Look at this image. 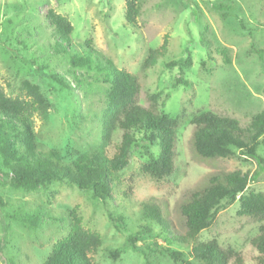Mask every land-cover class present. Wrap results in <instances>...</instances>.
<instances>
[{"label":"rangeland","instance_id":"1","mask_svg":"<svg viewBox=\"0 0 264 264\" xmlns=\"http://www.w3.org/2000/svg\"><path fill=\"white\" fill-rule=\"evenodd\" d=\"M131 1L135 13L129 22ZM50 12L71 27L70 54L89 43L99 57L136 77L142 106L154 104L159 113L177 120L174 170L162 179L141 172L150 155L158 156L159 146L137 138L126 168L111 179L105 202L61 181L15 188L8 175L26 170L27 163L10 152L22 151L20 143L12 142L10 150L0 153V264H45L73 218L100 236L101 245L91 255L95 264H174L156 245L186 254L193 245L212 240L239 253L242 264H264L251 245L261 222L242 215L239 202L224 205L189 246L168 244L160 226L143 216V203L161 202L170 231L182 234L179 206L220 171L248 173L253 178L243 194H264V168L256 159L235 151L202 161L191 147V121L197 115L220 114L244 127L264 111V0H0V86L7 96L38 101L41 114L27 120L36 153H54L58 166H70L95 149L112 157L121 132L113 131L103 143L110 83L55 51L56 37L46 18ZM163 43L165 55L143 69L148 52ZM181 59L183 75L179 67L167 68ZM179 76L189 86H174ZM256 154L264 158V135ZM143 227L150 232L133 249L127 239Z\"/></svg>","mask_w":264,"mask_h":264},{"label":"trees","instance_id":"2","mask_svg":"<svg viewBox=\"0 0 264 264\" xmlns=\"http://www.w3.org/2000/svg\"><path fill=\"white\" fill-rule=\"evenodd\" d=\"M131 13H135L134 1L128 3L126 19L129 22L133 21ZM46 18L56 37L53 43L55 51L67 55L72 66L101 73L110 83L107 94L109 106L103 119V143L105 144L116 130L121 132V141L112 157H108L104 149H95L78 157L70 166H58L56 154L40 156L36 153L33 134L27 120L41 114L38 101L7 96L0 86V153L4 155V149L13 147L12 142L17 141L21 144L22 151L8 150L15 156L18 154L27 163L26 170L11 171V175H8L9 183L15 188H31L42 182L61 181L74 185L81 191H91L94 198L105 202L110 195L111 179L126 168L130 147L137 138L149 144L157 143L159 146L158 156L154 158L150 155V161L141 166V172L154 179L171 176L176 156L177 120L159 113L154 104L142 106L139 102L140 88L136 77L123 70H117L110 61L99 57L89 43H86L81 52L76 50L77 53L70 54L72 46L68 36L71 32L69 23L52 12ZM165 53V43L159 49L150 50L142 65L143 69L153 66ZM183 61L181 59L170 62L166 66L168 69L179 67L180 74L183 75L180 67ZM224 62L229 64V59L225 58ZM51 78L63 86H68L60 77L52 75ZM177 84L189 86L182 76L174 81L173 85ZM191 123L193 126L191 147L198 159L213 161L232 156L238 151L241 155L256 159L264 168V158L256 154L260 138L264 135V111L258 113L244 127L229 117L211 112L193 117ZM252 178L253 176L239 170L220 171L209 176L204 184L194 190L179 206L178 213L184 229L182 234L170 231V224L166 218L168 212L161 202L143 203V216L160 226L168 244L175 242L189 246L195 242L201 231L212 225L224 205L239 202L242 215L261 222L258 234L251 240V245L262 262L264 194H243ZM161 206L164 211L161 210ZM0 207H3L1 201ZM117 221L122 225L121 220L114 222ZM149 232L143 227L135 237L127 239V244L137 249L136 240L145 234L148 235ZM100 245L99 234L83 229L80 219L73 218L67 234L53 244L45 264H95L91 255L96 253ZM156 249L167 255L174 264H242L239 253L231 248L221 249L216 240L193 245L186 254L183 251L171 250L169 247L156 245Z\"/></svg>","mask_w":264,"mask_h":264}]
</instances>
